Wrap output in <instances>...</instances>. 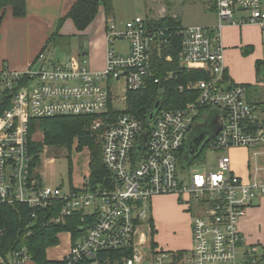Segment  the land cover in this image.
Masks as SVG:
<instances>
[{
  "label": "built area",
  "instance_id": "1",
  "mask_svg": "<svg viewBox=\"0 0 264 264\" xmlns=\"http://www.w3.org/2000/svg\"><path fill=\"white\" fill-rule=\"evenodd\" d=\"M208 2L218 18L211 26H152L142 16L123 29L107 24L101 70L94 71L85 55L54 62L41 52L27 70L4 68L0 73L2 89L10 96V105L0 113V204H28L33 223L42 226L80 215L75 229L58 234L60 239L67 233L69 247L56 258L47 256L53 264H264L263 246L247 243L239 228L249 208L264 200V168L256 162L243 177L232 167V156L223 154L244 147L253 149L256 158L264 154V118L248 101L245 85L225 78L221 39L231 25L255 23L264 31V1ZM174 39L181 45L179 70L162 76L157 63L172 62L173 55L164 50ZM115 41L128 42L126 52L116 50ZM198 69L208 77L178 86L194 97L185 106L160 107L152 120L128 110L129 92L159 84L165 95L163 80ZM115 84L123 86L121 99ZM71 115L94 117L92 129L98 132L110 173L102 185L92 187L88 173L68 190L50 186L38 171L45 153L40 165H34L31 120ZM212 116L220 129L204 149L222 154L210 169L192 171L201 159L185 165L188 137L200 119ZM161 194H176L189 205V250L154 245L151 202ZM146 220L149 233L142 227ZM0 264L36 263L23 246L0 253Z\"/></svg>",
  "mask_w": 264,
  "mask_h": 264
},
{
  "label": "crops",
  "instance_id": "2",
  "mask_svg": "<svg viewBox=\"0 0 264 264\" xmlns=\"http://www.w3.org/2000/svg\"><path fill=\"white\" fill-rule=\"evenodd\" d=\"M75 2L76 0H26V13L23 17H16L12 7L8 8L0 29V73L4 68L27 70L28 67L34 65L41 52H45L49 59V43L59 25V20L65 16ZM205 11L206 16L212 17L211 21L205 25L216 24L218 18L213 6L206 5ZM102 13L105 15L103 10ZM94 23L95 21L86 30L79 31L75 28L73 21L68 18L61 27L60 33L73 31L80 35H87V47L84 46L82 50L77 49V53L73 57L85 55L89 60L90 67L94 71H98L103 69L106 64L107 28L100 22L95 27ZM221 39L228 78L233 82L245 85L248 101L257 106L259 115L264 118V65L260 71L256 66L258 61L264 63V31L261 26L255 23L231 25L223 29ZM2 93L3 89L0 82V101ZM239 164L238 158H232V167L236 172L238 171L237 168L241 170ZM246 166L245 174H242V171L237 173L247 177L253 167L250 162ZM168 200L156 201L158 206L156 211L159 212L157 223L153 215L151 216L155 233L159 229H163L166 224L168 226L169 222L177 217L176 226L178 227L175 228L184 231L186 237H178L171 242L167 241L160 244L155 240L154 233L153 241L156 246L164 249L189 250L193 245L190 216L182 210L176 198ZM239 224L240 231L247 243L264 246V200L260 206L249 208L248 213ZM68 247L69 244L66 248Z\"/></svg>",
  "mask_w": 264,
  "mask_h": 264
},
{
  "label": "trees",
  "instance_id": "3",
  "mask_svg": "<svg viewBox=\"0 0 264 264\" xmlns=\"http://www.w3.org/2000/svg\"><path fill=\"white\" fill-rule=\"evenodd\" d=\"M26 0H0V29L5 20L6 11L12 7L13 13L16 17H23L26 13ZM104 11L107 17L113 15L114 0H76L68 12L60 18L59 25L54 32L51 40L57 35H60V29L65 21L71 19L77 30H86L97 18L100 11ZM152 26H174L181 27L182 22L179 17L168 14L158 20L148 19ZM1 35V32H0ZM175 40V49L169 46L164 50L165 54H172V62L166 63L161 61L157 63L159 73L164 76L169 70H179V52L181 49L180 40ZM158 62V61H157ZM264 65L263 62L258 61V70ZM208 74L202 69L189 71L184 70L181 74H175L167 81H162L166 87L165 95L161 94V86L159 84H152L149 89H142L138 91L129 92V108L128 110L140 115L149 117V112L156 104L157 100L161 99L162 108H177L185 106L189 100L194 98L189 93L181 92L178 89L179 84L189 79L207 78ZM228 78V74H225ZM10 96L6 91H3L0 101V113L10 105ZM93 116H57L46 117L43 119H32L30 124V135L36 130L44 133V140L42 142L32 140L31 153L34 159V165H40L41 154L44 151L45 145L50 146H65L68 149V155L76 146L78 150L85 147L90 150V176L89 184L92 187L102 185L109 178V171H107L102 157V143L98 132L92 129ZM203 151L196 157L194 161L201 159ZM71 172V170H70ZM72 173V172H71ZM31 208L28 204L17 203H3L0 204V253H8L13 249L19 247H27L31 258L36 264H53V261L47 257L49 247L57 246L60 243L59 233L67 229H75V223L80 220V215L68 218L65 223L59 225L49 224L42 226V223H33L30 214ZM42 217V216H41ZM44 216L41 220H44ZM152 222V220H151ZM153 226V223H152ZM154 227V226H153ZM78 230V227H76ZM155 227L153 228V234ZM156 246V243L154 242ZM264 259V246L262 247Z\"/></svg>",
  "mask_w": 264,
  "mask_h": 264
},
{
  "label": "rangeland",
  "instance_id": "4",
  "mask_svg": "<svg viewBox=\"0 0 264 264\" xmlns=\"http://www.w3.org/2000/svg\"><path fill=\"white\" fill-rule=\"evenodd\" d=\"M264 1V0H263ZM210 4L208 0H114V12L110 17H105L102 11L98 13V16L95 20L94 26L100 22L102 25L111 24L115 22L117 28L123 29L127 21H132L135 18L142 16L149 19H160L167 16L168 14L176 15L182 22V25L185 26H194V25H205L211 21L210 16H206L205 6ZM75 30V29H74ZM88 36L80 35L78 32L68 31L67 33L62 32L60 35H57L49 43V59L52 61L58 62H68L73 56L76 55V51L82 50L83 47H87ZM128 42L125 41H115L114 47L120 52H126ZM117 96H124L123 86L121 84H115ZM117 96L115 99L117 100ZM205 119L202 118L199 121L204 123ZM35 141L42 142L44 140V133L42 131L36 130L33 133ZM262 148V147H261ZM260 150V147L259 149ZM254 150L249 148H233L230 150L223 151V154L231 155L232 158H238L241 166V170L237 168V172L245 174L247 171V163L250 162L251 166L254 168L255 163L260 164L264 168V154H261L259 158H256L254 155ZM45 156H42L41 166L38 171L43 173L45 176V183L50 186H61L65 190H68L70 184L80 183L82 178L90 173V150L85 147L82 150H78L75 146L73 151L68 155V149L65 146H50L45 145L44 151ZM203 156H201V162L199 165H192L190 170L194 169H210L212 165L216 163L217 157L222 154L217 151H213L210 148L206 147L203 151ZM53 158L51 160L49 158ZM71 170V172H70ZM189 172V170H188ZM187 172V173H188ZM264 175V170H263ZM177 199L179 206L182 210L190 216L191 212L188 211L189 205L184 204L180 201V197L176 194L154 196L152 199V210L151 215H153L154 220L159 217V212L156 211L158 207L156 201L163 200L169 201L168 199ZM187 199V197H186ZM177 217L172 219L168 226L167 224L162 229H159L155 233L154 238L160 244L167 241L171 242L176 238H185V232L181 229L175 228ZM174 220V221H173ZM143 231L149 233L148 220L142 225ZM175 228L174 230L172 228ZM68 236L67 233H62L60 236V246L59 247H50L47 251V256L49 258L58 257L62 251L68 246Z\"/></svg>",
  "mask_w": 264,
  "mask_h": 264
},
{
  "label": "water",
  "instance_id": "5",
  "mask_svg": "<svg viewBox=\"0 0 264 264\" xmlns=\"http://www.w3.org/2000/svg\"><path fill=\"white\" fill-rule=\"evenodd\" d=\"M161 99L157 100L156 104L154 105L153 109L149 112V120H152L157 113V110L161 107ZM216 118V116H212L204 123H201L196 129H200V127L205 126V124L209 120H213ZM220 129V124L218 123V119L214 122V127L209 131H202L196 138L192 139L191 145L187 147V156L185 159V165L187 163L193 161L196 157H198L201 153V151L204 149L206 144L210 141V138H212ZM194 143V144H193Z\"/></svg>",
  "mask_w": 264,
  "mask_h": 264
},
{
  "label": "flooded vegetation",
  "instance_id": "6",
  "mask_svg": "<svg viewBox=\"0 0 264 264\" xmlns=\"http://www.w3.org/2000/svg\"><path fill=\"white\" fill-rule=\"evenodd\" d=\"M216 118H214L213 120H209L205 126H202L200 127V129H194L189 137H188V143H187V146H190L191 145V142H192V139L193 138H196L202 131H209L211 130L213 127H214V122H215ZM194 144V143H193Z\"/></svg>",
  "mask_w": 264,
  "mask_h": 264
}]
</instances>
